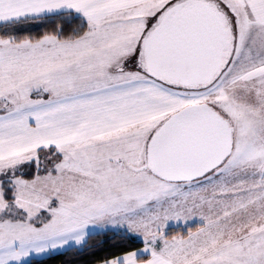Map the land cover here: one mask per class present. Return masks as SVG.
I'll list each match as a JSON object with an SVG mask.
<instances>
[{
  "label": "snow or ice",
  "instance_id": "6c2138e0",
  "mask_svg": "<svg viewBox=\"0 0 264 264\" xmlns=\"http://www.w3.org/2000/svg\"><path fill=\"white\" fill-rule=\"evenodd\" d=\"M0 264H264V0H0Z\"/></svg>",
  "mask_w": 264,
  "mask_h": 264
}]
</instances>
